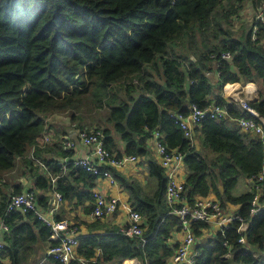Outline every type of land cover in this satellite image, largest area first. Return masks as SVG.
I'll list each match as a JSON object with an SVG mask.
<instances>
[{
	"label": "trees",
	"instance_id": "trees-1",
	"mask_svg": "<svg viewBox=\"0 0 264 264\" xmlns=\"http://www.w3.org/2000/svg\"><path fill=\"white\" fill-rule=\"evenodd\" d=\"M222 1L0 0V176L12 169L17 156H23L44 132L50 113L76 110L89 97L96 106L108 100L107 121L120 134L127 153L147 154L146 140L152 129L159 128L167 145L184 154L187 201L192 203L198 196L213 192L223 206L238 204L235 211L247 219L245 242L238 241L241 221L235 219L196 244V264H264V206L251 213L253 188L233 194L240 174L251 177L262 170L264 139L241 131L226 118L206 116L195 129L200 143L197 148L194 139L187 138L171 117L174 111L186 113L191 103L206 107L212 102L226 105L232 116H249L220 95L226 83L228 87L237 81L258 85L259 98L251 104L264 116V23L258 24L257 39H252L251 28L235 35V31L223 27L222 21L231 23L230 18L244 6L243 0H228L225 11L219 13ZM216 28L225 34L221 43L198 46L186 61L169 55L171 42L183 36L194 41L197 34ZM222 51H230L232 58H220ZM159 64L162 71L157 75L147 69V65L157 68ZM134 75L143 88L137 96L107 95L116 83ZM135 86L126 83L128 91ZM249 86L254 88L253 84ZM71 114L75 118V111ZM102 129L110 148L111 128L106 125ZM51 149L59 156L69 154L58 142ZM41 150L37 148L35 155ZM44 160L49 172L60 173L56 159ZM149 168L158 179L153 194L143 192L137 180L112 171L131 191L134 208L146 217L145 243L119 232L118 227L99 236L81 235L77 249L88 259L85 264H121L133 257L145 264H168L173 248L166 240L179 226L165 203L164 169L155 159L149 161ZM45 181L44 174L38 173L36 184L44 186ZM58 189L67 195L66 189L59 185ZM20 191L19 185L13 192ZM260 202L264 205V195ZM6 205V201L1 203L0 216ZM25 214L34 218L40 234H50V227L37 215ZM22 216L15 210L5 220L10 223ZM206 227V222H192L197 236H202ZM29 232L35 237L32 227ZM4 240L7 246L1 254L9 257L10 264H23L29 244L37 239ZM97 248L101 252L92 260ZM228 251L230 255L225 256ZM0 264L5 263L0 260ZM73 264L84 263L75 260Z\"/></svg>",
	"mask_w": 264,
	"mask_h": 264
},
{
	"label": "built area",
	"instance_id": "built-area-1",
	"mask_svg": "<svg viewBox=\"0 0 264 264\" xmlns=\"http://www.w3.org/2000/svg\"><path fill=\"white\" fill-rule=\"evenodd\" d=\"M253 8L250 17L251 37L252 39H257L258 24L264 23V0L257 1ZM211 56L216 58L217 54L213 53ZM232 56L233 54L230 51H222L220 53V58L231 59ZM206 73L208 75L212 74L211 71ZM215 74L218 75L217 72ZM234 94L235 90L229 94L230 98L228 100L234 102L238 110L243 113L246 112L249 116H232L226 105L212 102L206 107L191 103L186 113L174 111L171 113V117L174 123L181 128L184 135L192 140L195 138V129L201 125L202 120L206 116L217 119H233L241 131L264 139V116L259 114L247 97H237ZM79 138L85 145L92 146L93 159L89 156L72 157L75 142L70 138H65L61 147L63 151L69 152V154L62 156L61 164L63 170L67 165H73L96 177L108 178L111 182H115L116 178L112 173L111 167L121 168L128 163L137 162L140 158L139 155L134 153H119L108 148L105 144L106 135L100 127L80 129ZM51 140L52 134L42 133L31 145V158L45 169H47L46 163L35 155V151L39 147H44ZM146 141H148V145L156 155L157 163L161 165L166 175L165 202L169 208L168 213L177 218L179 230L183 233L182 240L167 259L168 264H196L199 249L196 246L197 235L192 228L193 221H203L208 224L216 222L222 228L227 227L233 220L239 219L241 221L239 226L241 235L238 241L245 242L248 221L235 210H230L228 204L223 206L218 198L206 196H198L192 203L187 201L184 196L185 175L179 168V165L184 161V154L177 148H170L167 145L161 130L159 128L152 129L151 135ZM57 177L58 175L50 173L51 183L54 186ZM249 178L252 182L251 188L254 190V195L251 199V213L254 214L264 206L260 202V197L264 195V163L262 170ZM62 198V193L54 189L48 207L43 209L37 203L33 191L26 190L12 193L8 199L0 229L4 231L9 229L5 216L11 211L33 212L51 229L49 238L52 243L47 248L46 256L59 261L60 264H73L75 260L85 264L88 259L79 255L76 250L80 239L78 225L55 217L54 211L59 207ZM119 206L118 198L108 196L99 189L93 191L91 214L94 217L101 218L113 214L118 210ZM145 225L146 217L138 210L131 208L128 223L121 226L118 231L128 236L141 238L143 244L146 241V238L143 237ZM6 246V241L0 238V253ZM229 255L230 251L225 254V256ZM95 259L96 257H92V260Z\"/></svg>",
	"mask_w": 264,
	"mask_h": 264
},
{
	"label": "crops",
	"instance_id": "crops-1",
	"mask_svg": "<svg viewBox=\"0 0 264 264\" xmlns=\"http://www.w3.org/2000/svg\"><path fill=\"white\" fill-rule=\"evenodd\" d=\"M243 8L241 9L240 21H245L250 23L251 13L253 11V7L256 4L254 0H243ZM244 9V10H243ZM234 16V15H233ZM217 77V75H215ZM238 84L235 88V94L237 97L245 96L251 102L257 100L259 98V89L257 84L254 82H231L229 84ZM253 84V87L249 85ZM226 83L220 95L229 99L230 96L226 94L227 86ZM226 89V91H225ZM229 90V89H228ZM77 110V109H76ZM75 109L70 111L63 112H54L50 113L47 116V128L43 133L52 134V140L46 144L44 147H39L42 150L39 151L40 155H37L39 159L45 161L44 159H56L61 166V171L58 175L55 186L51 183L49 165H47V169L39 165L35 162L31 156V147L27 150V152L23 156H17L15 166L12 169H9L2 173L0 176V205L1 203H7L10 195L17 187L21 186V191L31 190L34 192L37 203L43 209L48 207L50 199H52L54 189L60 191L58 189V185L66 189L67 195H64L59 207L54 211L55 217L58 219L67 220L69 223H75L79 227L80 236L85 235H102L106 233H110L113 227L120 228L124 226L129 221V212L131 208L135 206L132 204L131 200V191L121 182L119 177H117L114 172L113 175L116 178L115 182H111L108 178L95 177L90 178L89 175L81 173L75 166L67 165L63 170L61 159L62 156L57 155L51 147L58 142L61 144L65 138H70L75 142V148L72 151V157H86L89 156L93 159V148L90 145H85L79 138V131L83 128H94L98 127V125L90 122L89 124H84L81 121H77L78 113ZM75 111V118L72 116L71 112ZM109 113V108L108 112ZM105 116V123L101 124L103 128L108 125L111 128V135L113 137L112 146L110 147L112 150L117 151L119 153H127L125 151V142L121 138L120 134L113 130L112 124L107 121L108 115ZM230 124L236 126L233 119H227ZM100 123V122H98ZM197 148H200V143L198 138H194ZM146 145L148 147V153L145 155H139L140 158L137 162H131L121 168L111 167V170H116L121 176L130 180H137L143 187V192L147 194H153L158 188V179L156 176L152 175L149 168V161L151 159H155L157 161L156 155L153 153V150L148 145V141H146ZM46 162V161H45ZM179 168L183 174L187 175V168L185 162L183 161ZM38 173L44 174L46 177V181L44 186H38L36 184V176ZM91 174V173H90ZM252 182L249 177L244 174H240L238 177L237 184L233 188V194L238 195L244 193L251 189ZM95 189H99L104 191L108 196H114L118 198L120 206L117 211L113 214H109L107 216L96 218L91 214L92 206H93V191ZM61 192V191H60ZM63 195V192H61ZM165 195V194H164ZM206 197L209 198H217L215 193L210 192ZM166 203V202H165ZM228 207L230 210H236L238 208V204L228 203ZM135 209V208H134ZM15 211V210H14ZM18 211V210H16ZM22 213V218H16L12 222L8 223L9 229L4 231L0 229V238L3 239H37L35 242L30 243V248H27V257L24 259L23 264H55L54 260L48 258L46 256V251L50 243V238L48 234H40L38 232L37 223H35L33 217L26 216L25 213ZM4 214L0 216V224L2 221ZM40 223V222H39ZM45 224L44 222H42ZM39 225V224H38ZM33 228L36 232L35 237H32L29 232L30 228ZM19 229L18 234L15 232L16 229ZM25 229L26 231L21 232L20 230ZM47 229H49L47 227ZM221 228L219 224L216 222L209 223L208 227L203 228V235L197 236V243L200 239L208 235H214ZM14 230V231H13ZM14 237V238H13ZM183 233L179 230V228H173L171 230L170 236L166 240V243L173 248H176L178 243L182 240ZM44 239V240H43ZM196 243V244H197ZM77 253H78V249ZM101 252L100 248L96 249V254L93 257H97ZM79 254V253H78ZM84 256L82 254H79ZM85 257V256H84ZM0 260L5 264H10V259L8 256H3L0 253ZM121 264H145L141 258L133 257V258H125Z\"/></svg>",
	"mask_w": 264,
	"mask_h": 264
},
{
	"label": "rangeland",
	"instance_id": "rangeland-1",
	"mask_svg": "<svg viewBox=\"0 0 264 264\" xmlns=\"http://www.w3.org/2000/svg\"><path fill=\"white\" fill-rule=\"evenodd\" d=\"M254 1H259V0H254ZM228 4H229L228 0H223L220 6L217 8L219 13H223V11H225L226 6H228ZM241 9H239L238 12L230 18L231 23L225 22L224 20L222 21L223 27L235 31L236 33L235 35L246 33L251 28L250 26L251 24L248 21L247 22L240 21L241 16H243V14H240ZM217 19L222 20L220 16H218ZM224 37L225 34L223 32H220L217 28L215 31H209L201 35L197 34V37H195L194 41L193 38L190 39V37L188 36H183L182 39L173 41L169 44V48H170L169 55L177 56L181 60L186 61L187 56L192 54L194 49L198 50L199 48L198 46L206 44L208 45L207 47H211L214 44L221 43V41L224 40ZM147 69L155 75H157V72L160 73L162 71L160 64L157 66V68H154L153 65H147ZM127 82L135 83L136 84L135 88L132 89L131 91H128L126 89ZM141 85L142 82L139 81L138 76L134 75L131 77H127L124 81L116 83L114 87L109 90V93H107V95L111 93L112 95H116L117 98L118 97L125 98L127 97V94L137 96L140 92L143 91ZM228 87L226 91L227 95L230 94L228 91ZM108 108H109L108 100L103 101L102 105L96 106L93 98L89 97L86 100H84V103L76 110L79 116L77 118V121H81L84 124H89L90 122H93L95 125L97 124L98 127L102 129L103 127L100 125L102 123L103 124L105 123V116L108 112Z\"/></svg>",
	"mask_w": 264,
	"mask_h": 264
},
{
	"label": "bare ground",
	"instance_id": "bare-ground-1",
	"mask_svg": "<svg viewBox=\"0 0 264 264\" xmlns=\"http://www.w3.org/2000/svg\"><path fill=\"white\" fill-rule=\"evenodd\" d=\"M237 85L238 84H231V85H229V87H228V91H229V93H233L234 92V90H235V87H237ZM236 96V95H235Z\"/></svg>",
	"mask_w": 264,
	"mask_h": 264
},
{
	"label": "water",
	"instance_id": "water-1",
	"mask_svg": "<svg viewBox=\"0 0 264 264\" xmlns=\"http://www.w3.org/2000/svg\"><path fill=\"white\" fill-rule=\"evenodd\" d=\"M193 59H195L194 57H192Z\"/></svg>",
	"mask_w": 264,
	"mask_h": 264
}]
</instances>
